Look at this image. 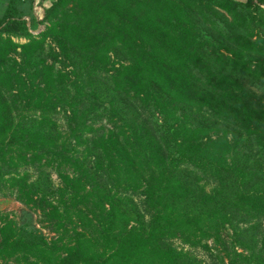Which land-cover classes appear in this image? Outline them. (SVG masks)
I'll return each mask as SVG.
<instances>
[{"label": "trees", "instance_id": "trees-1", "mask_svg": "<svg viewBox=\"0 0 264 264\" xmlns=\"http://www.w3.org/2000/svg\"><path fill=\"white\" fill-rule=\"evenodd\" d=\"M5 190L0 264H264V0H7Z\"/></svg>", "mask_w": 264, "mask_h": 264}, {"label": "rangeland", "instance_id": "rangeland-1", "mask_svg": "<svg viewBox=\"0 0 264 264\" xmlns=\"http://www.w3.org/2000/svg\"><path fill=\"white\" fill-rule=\"evenodd\" d=\"M51 0H44L45 3L49 4ZM243 1V0H240ZM7 0H0V14L2 13ZM44 25L39 27V30H43ZM32 32V34L37 35L38 31ZM15 42L25 43L27 39L24 38H13ZM19 50V49H18ZM55 121L57 123V128L59 131L64 133L66 131V124L63 118L62 113H56ZM50 171V178L53 184L58 183L57 176L53 170ZM30 179H35L37 176V171L34 168L29 169ZM0 213L7 214L9 217L16 219L20 223H32L35 228L39 229L41 233H43L46 237H51L53 233L48 229L46 223L40 222L41 217L37 210L28 209L23 206L19 201L15 199L14 193L5 190L0 192ZM222 238L224 239L226 244H230L233 242L232 230L227 227L222 234ZM209 247L212 248L211 251H207L201 248H190L186 245H183L179 240H173V245L178 249H183L184 251L189 252L192 256H194L198 261L203 262L204 264H222L226 262L225 252L222 249V246L216 247L215 244L209 240ZM5 264H16L12 261H7Z\"/></svg>", "mask_w": 264, "mask_h": 264}]
</instances>
